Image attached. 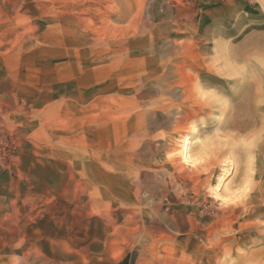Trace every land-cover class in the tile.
<instances>
[{
	"label": "rangeland",
	"instance_id": "obj_1",
	"mask_svg": "<svg viewBox=\"0 0 264 264\" xmlns=\"http://www.w3.org/2000/svg\"><path fill=\"white\" fill-rule=\"evenodd\" d=\"M262 100L264 0H0V264H264Z\"/></svg>",
	"mask_w": 264,
	"mask_h": 264
},
{
	"label": "bare ground",
	"instance_id": "obj_2",
	"mask_svg": "<svg viewBox=\"0 0 264 264\" xmlns=\"http://www.w3.org/2000/svg\"><path fill=\"white\" fill-rule=\"evenodd\" d=\"M191 143L192 142H191L190 138H188V136H184V138L182 139V142L180 143V147L176 150V153H175L177 156H179L180 160L184 163L185 166H187V165H195V163L197 161L192 156ZM174 157H176V156H174ZM188 161H192V163L189 164ZM227 171L228 170H226V168L224 167L223 168V173L220 174V178L219 179H223L224 172H227ZM221 186H222V180H219L217 185H216V188H219V190H220V189H222V188H220ZM219 190H216L215 196L216 197H221V200L225 201L226 197L222 196L221 193L219 192ZM226 202H229V201H226Z\"/></svg>",
	"mask_w": 264,
	"mask_h": 264
},
{
	"label": "snow or ice",
	"instance_id": "obj_3",
	"mask_svg": "<svg viewBox=\"0 0 264 264\" xmlns=\"http://www.w3.org/2000/svg\"><path fill=\"white\" fill-rule=\"evenodd\" d=\"M200 95H201V98L205 101H208L210 103H214L216 105H220V106H225V101L219 97L218 95H216L213 91H205V90H200ZM262 104H264V100L261 101ZM242 144H247L248 142L241 139L240 141ZM197 163H199L200 161L197 160L196 161ZM189 164L192 163V161H188ZM247 191V186H245L244 189H241V190H238V195H242L243 192H246ZM217 199H221V197H217ZM231 199V198H229ZM232 202H235V201H232Z\"/></svg>",
	"mask_w": 264,
	"mask_h": 264
}]
</instances>
